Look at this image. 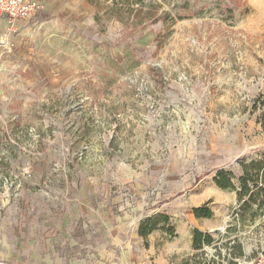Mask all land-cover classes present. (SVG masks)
<instances>
[{"label":"rangeland","instance_id":"obj_1","mask_svg":"<svg viewBox=\"0 0 264 264\" xmlns=\"http://www.w3.org/2000/svg\"><path fill=\"white\" fill-rule=\"evenodd\" d=\"M262 99L264 0L0 17V264L264 258V197L240 182L264 157Z\"/></svg>","mask_w":264,"mask_h":264},{"label":"trees","instance_id":"obj_2","mask_svg":"<svg viewBox=\"0 0 264 264\" xmlns=\"http://www.w3.org/2000/svg\"><path fill=\"white\" fill-rule=\"evenodd\" d=\"M142 22L140 21L141 24ZM260 107L261 114L259 117V123L261 124L264 132V99L260 101ZM243 168L244 175L240 178L242 188L241 196L249 194L252 191L251 184H253L254 189L259 190L261 196L264 197V157L261 161L253 162L251 164H244ZM228 175L229 174L225 172H219L214 181L218 185V187L222 189H235V185ZM253 195L254 194H252V196ZM207 205L208 204H205L202 207L195 208L194 214L197 217L210 218L212 216V212L207 208ZM148 233L149 232H144V230L140 229V235L146 237ZM196 235L202 236L199 232H196Z\"/></svg>","mask_w":264,"mask_h":264},{"label":"built area","instance_id":"obj_3","mask_svg":"<svg viewBox=\"0 0 264 264\" xmlns=\"http://www.w3.org/2000/svg\"><path fill=\"white\" fill-rule=\"evenodd\" d=\"M45 0H0V17L11 26H17L35 17L44 10ZM249 264H264V258H259Z\"/></svg>","mask_w":264,"mask_h":264},{"label":"crops","instance_id":"obj_4","mask_svg":"<svg viewBox=\"0 0 264 264\" xmlns=\"http://www.w3.org/2000/svg\"><path fill=\"white\" fill-rule=\"evenodd\" d=\"M214 184H215L216 187H218V186L216 185V183H214Z\"/></svg>","mask_w":264,"mask_h":264}]
</instances>
